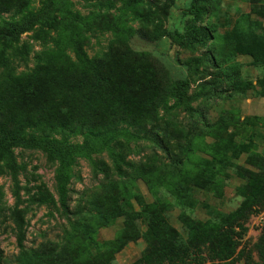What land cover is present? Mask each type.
Returning <instances> with one entry per match:
<instances>
[{"label":"rangeland","instance_id":"rangeland-1","mask_svg":"<svg viewBox=\"0 0 264 264\" xmlns=\"http://www.w3.org/2000/svg\"><path fill=\"white\" fill-rule=\"evenodd\" d=\"M202 28L207 44L188 37ZM0 52L17 70L6 92L14 114L52 121L77 110L58 100L55 76H31L39 59L95 74L90 62L103 57L108 104L135 120L10 150L2 264H134L154 244L190 246L264 183V0H0ZM253 211L233 260L205 264H264V206Z\"/></svg>","mask_w":264,"mask_h":264},{"label":"trees","instance_id":"trees-1","mask_svg":"<svg viewBox=\"0 0 264 264\" xmlns=\"http://www.w3.org/2000/svg\"><path fill=\"white\" fill-rule=\"evenodd\" d=\"M187 15L198 18L199 12L191 11ZM20 34V29H11L6 32L10 38H16ZM188 37L200 44H207L213 39V36L204 28L192 30ZM2 54L0 52V131L4 134L0 139V172L4 171L6 165L3 163L12 155L10 150L13 148L23 147L25 144L34 145L42 138L57 135L77 136L83 133L108 132L135 122L128 114L114 111L117 106L110 103L111 106L107 102V96L103 91L104 78L99 74L100 69L105 66L106 60L103 57L90 62L92 69L97 72L95 74L83 68L80 63L77 64L71 60L73 70H69L63 63L55 65L45 59H39L31 76H55L54 83L58 100L76 105L77 110L71 115L52 121H48L40 112H26L21 116L14 114L8 106L6 92L12 82L16 81L17 70L14 62L9 58V60L3 58ZM29 61L26 60L28 63ZM165 101L166 97L160 95V98L151 105L146 115V124H152L158 120ZM14 180L16 181L17 178L15 177ZM2 199L0 191V206ZM263 206L264 183L256 182L252 201L246 203L240 211L230 215L225 223L200 226L191 234L190 246L184 242L154 244L152 249L134 264H205L208 260L211 263H228L233 260L240 246L236 230L244 231L243 224L251 213H255L253 208ZM14 220L17 241L19 246L23 247L24 222L21 218H14ZM260 252L264 256V249L260 248ZM2 262L3 256L0 250V264Z\"/></svg>","mask_w":264,"mask_h":264}]
</instances>
